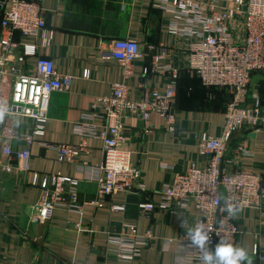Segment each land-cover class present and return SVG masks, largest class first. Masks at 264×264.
Instances as JSON below:
<instances>
[{
  "label": "crops",
  "instance_id": "crops-1",
  "mask_svg": "<svg viewBox=\"0 0 264 264\" xmlns=\"http://www.w3.org/2000/svg\"><path fill=\"white\" fill-rule=\"evenodd\" d=\"M167 1L42 0L46 28L34 37L13 33L12 40L19 44L11 55L13 61L21 45L34 43L37 54L51 58L56 71L71 75L73 82L68 90L50 95L46 133L30 145L23 135L31 131V121L9 113L15 108L7 111L8 106L0 105V109H6L0 119V264H193L188 249L178 240L200 213L190 202L164 206L167 201L163 189L176 172L206 165L208 157L200 154L198 143L203 133L220 135L229 93L206 88L198 77L181 71L175 133L157 114L151 115L148 132L141 118L124 117L121 148L131 153L132 162L142 171L140 184L131 192L108 197L100 194L98 167L103 143L98 137L81 134L79 129V125L103 122L101 117L90 115L91 105L111 92L112 83L123 79L122 68L112 56L114 40L130 38L140 45L142 56L134 61L127 81L132 99H139L146 86L164 91L170 68L185 65L183 46L167 31L166 25L172 19ZM3 35L0 23V38ZM164 46L167 52L162 55ZM35 63L36 56L27 57L22 70L34 74ZM145 67L152 69L149 74H144ZM85 71L88 77L83 76ZM258 88L254 92H259L264 104V94ZM5 126L10 128L9 134L3 132ZM12 134L19 138L14 139ZM244 143L248 153L240 149ZM6 144L14 150L27 148L29 158L19 160L5 155ZM63 144L81 146L78 157L60 160L57 147ZM226 167L229 171L250 169L264 177L260 135L237 131L226 152ZM34 172L76 178L81 211L64 206L44 222L32 221L42 192L41 187L31 183ZM147 201L155 205L149 217L141 215L138 207ZM112 203L124 205L125 210H112ZM236 220L240 234L233 247L243 248L256 264L252 249L257 245L264 253V221L253 209L238 211ZM130 224L137 225L140 234L151 230L153 236L146 244L134 242V247L121 243L120 238L129 232L125 225ZM121 251L137 254L125 259Z\"/></svg>",
  "mask_w": 264,
  "mask_h": 264
},
{
  "label": "built area",
  "instance_id": "built-area-1",
  "mask_svg": "<svg viewBox=\"0 0 264 264\" xmlns=\"http://www.w3.org/2000/svg\"><path fill=\"white\" fill-rule=\"evenodd\" d=\"M166 7L172 13L167 23V31L178 38L186 54L185 65L170 68L164 91L157 87H144L139 99L128 94L127 81L132 76V66L142 56L139 43L130 38L113 41L112 56L122 68L123 79L112 83L107 96L98 97L91 105V116L101 117L100 125H79L80 133L95 136L102 140L103 158L98 169L99 192L111 196L119 192H131L140 184L141 169L131 160V153L123 150L124 122L126 115L141 118L145 132L150 131L148 121L157 114L176 132V97L181 71H187L199 78L206 88L223 89L230 95L225 108V122L220 135L203 133L198 146L201 155L207 156L206 165L191 166L186 171L176 172L173 179L164 187V206L171 202L187 205L189 202L199 211L200 217L192 226L184 229L179 237L181 245L188 249L193 264H203V251L191 243L189 230L203 229L209 237L206 242L212 251L222 241L233 246L240 226L236 220L242 209L257 211L264 221V177L261 173L244 168L229 171L226 167V152L234 134L239 130L260 135L264 147V107L259 92L250 93L249 85L255 73L264 78V0H168ZM4 35L0 38V105L15 108L9 113L31 121V131L23 135L27 145L42 139L46 133L47 102L55 91L70 88L73 77L58 73L54 62L47 56L37 54L34 43L20 46V54L14 59L11 55L19 47L12 40L15 31L25 37H34L46 28L42 0H0ZM154 49V45L150 46ZM167 47H162V55ZM36 56L35 73L22 70L27 57ZM15 62V63H14ZM152 69L144 68V74ZM89 72L85 71L84 77ZM6 109H0V119ZM5 134L10 133L4 127ZM18 139V134H12ZM59 159L73 161L78 157L81 146L58 145ZM241 151L248 153L247 144ZM7 156L19 160L29 158V150L3 147ZM32 185L42 189L35 205L36 215L32 221L44 222L57 208L67 206L81 211L78 203L76 178L62 174L40 175L34 172ZM98 203V202H96ZM232 206L229 213L227 206ZM112 210L124 211L122 204L112 203ZM141 215L149 217L155 208L151 201L138 204ZM129 229L121 243L134 247V242L146 244L153 236L151 230L140 234L137 225H125ZM131 253L120 252L121 257L130 259ZM257 257L256 264H264V253L257 245L252 249Z\"/></svg>",
  "mask_w": 264,
  "mask_h": 264
},
{
  "label": "clouds",
  "instance_id": "clouds-1",
  "mask_svg": "<svg viewBox=\"0 0 264 264\" xmlns=\"http://www.w3.org/2000/svg\"><path fill=\"white\" fill-rule=\"evenodd\" d=\"M229 213H233L232 206H227L226 209ZM191 243L203 251L201 257L203 264H252L251 259L248 257L243 248L229 246L222 241L210 251L206 247V242L209 237L203 229L189 230Z\"/></svg>",
  "mask_w": 264,
  "mask_h": 264
},
{
  "label": "rangeland",
  "instance_id": "rangeland-1",
  "mask_svg": "<svg viewBox=\"0 0 264 264\" xmlns=\"http://www.w3.org/2000/svg\"><path fill=\"white\" fill-rule=\"evenodd\" d=\"M264 84V78L262 73H255L252 76L250 85H249V92H254L258 87ZM215 90V89H214ZM228 97V96H227ZM228 101V99H227Z\"/></svg>",
  "mask_w": 264,
  "mask_h": 264
},
{
  "label": "trees",
  "instance_id": "trees-1",
  "mask_svg": "<svg viewBox=\"0 0 264 264\" xmlns=\"http://www.w3.org/2000/svg\"><path fill=\"white\" fill-rule=\"evenodd\" d=\"M258 90L261 92V94L263 95L264 94V84L263 85H261L259 88H258ZM261 98H262V96H261ZM263 99V98H262ZM230 100V99H229ZM228 100V101H229ZM262 105L264 106V104H263V101H262Z\"/></svg>",
  "mask_w": 264,
  "mask_h": 264
}]
</instances>
